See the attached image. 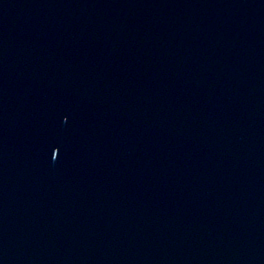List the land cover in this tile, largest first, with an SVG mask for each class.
<instances>
[{
  "label": "water",
  "instance_id": "water-1",
  "mask_svg": "<svg viewBox=\"0 0 264 264\" xmlns=\"http://www.w3.org/2000/svg\"><path fill=\"white\" fill-rule=\"evenodd\" d=\"M0 264H264V0H0Z\"/></svg>",
  "mask_w": 264,
  "mask_h": 264
},
{
  "label": "snow or ice",
  "instance_id": "snow-or-ice-1",
  "mask_svg": "<svg viewBox=\"0 0 264 264\" xmlns=\"http://www.w3.org/2000/svg\"><path fill=\"white\" fill-rule=\"evenodd\" d=\"M54 149L56 150V153H55V157H53V151H52V157L55 159V158H57V156L59 154V148L58 147H55Z\"/></svg>",
  "mask_w": 264,
  "mask_h": 264
}]
</instances>
